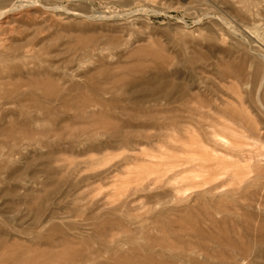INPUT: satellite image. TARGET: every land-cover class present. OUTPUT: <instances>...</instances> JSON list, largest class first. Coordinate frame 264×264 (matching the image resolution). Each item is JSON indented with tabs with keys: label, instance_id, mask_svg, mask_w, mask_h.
Segmentation results:
<instances>
[{
	"label": "rangeland",
	"instance_id": "rangeland-1",
	"mask_svg": "<svg viewBox=\"0 0 264 264\" xmlns=\"http://www.w3.org/2000/svg\"><path fill=\"white\" fill-rule=\"evenodd\" d=\"M0 45V264H264V0H0Z\"/></svg>",
	"mask_w": 264,
	"mask_h": 264
},
{
	"label": "bare ground",
	"instance_id": "bare-ground-1",
	"mask_svg": "<svg viewBox=\"0 0 264 264\" xmlns=\"http://www.w3.org/2000/svg\"><path fill=\"white\" fill-rule=\"evenodd\" d=\"M3 11H6V10H3ZM1 44H3V43H1ZM0 46H1V45H0ZM5 49H6V48H5ZM5 49L2 48V50H5Z\"/></svg>",
	"mask_w": 264,
	"mask_h": 264
}]
</instances>
